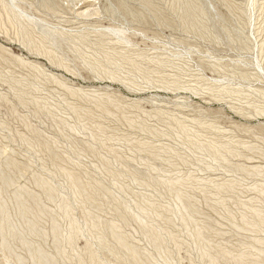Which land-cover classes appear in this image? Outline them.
Masks as SVG:
<instances>
[{
	"label": "rangeland",
	"instance_id": "obj_1",
	"mask_svg": "<svg viewBox=\"0 0 264 264\" xmlns=\"http://www.w3.org/2000/svg\"><path fill=\"white\" fill-rule=\"evenodd\" d=\"M48 1L0 0V264H264V0Z\"/></svg>",
	"mask_w": 264,
	"mask_h": 264
},
{
	"label": "bare ground",
	"instance_id": "obj_2",
	"mask_svg": "<svg viewBox=\"0 0 264 264\" xmlns=\"http://www.w3.org/2000/svg\"><path fill=\"white\" fill-rule=\"evenodd\" d=\"M43 1H46V0H43ZM48 2H50V0L48 1ZM50 3H48V5H49ZM44 5H46V6H48L47 4H45L44 3ZM117 6V5H116ZM143 6V5H142ZM114 7V6H113ZM145 8H146V6H145ZM47 9V8H46ZM115 9H116V7H115ZM196 10L198 9V8H195ZM49 10H50V8H49ZM51 10H52V8H51ZM110 10V9H109ZM194 10V8H193V6H191V5H187L186 6V15L187 16H190V14H191V12ZM117 12H119L118 10H117ZM150 12V11H149ZM135 17V16H134ZM140 17H141V15H140ZM137 20V19H136ZM192 20V19H191ZM197 21V20H196ZM254 166V165H253ZM7 180V179H6ZM79 186V185H78ZM81 186V185H80ZM3 187V186H2ZM82 188V187H81ZM83 191H84V189H83ZM82 192V191H81ZM81 194V193H80ZM50 195V194H49ZM48 195V196H49ZM19 200V199H18ZM21 200V199H20ZM21 202V201H20ZM22 204V203H21ZM16 205H18V204H16ZM2 208V207H1ZM22 208V207H21ZM18 209V208H17ZM21 215V214H20ZM8 217H6V219H7ZM11 225V224H10ZM34 226V225H33ZM55 226V225H54ZM10 228V227H9ZM32 229V228H31ZM54 229V228H53ZM58 229V228H57ZM36 231V230H35ZM12 232V231H11ZM15 233H16V231H14ZM10 233V232H9ZM59 235V234H58ZM15 238V237H14ZM7 245H8V243H7ZM46 253H43V252H41L40 250L39 251H37L36 253H35V256H36V258H37V264H55L54 263V261L51 259V258H49V256L47 257L46 255H45ZM51 257V256H50ZM57 264V263H56Z\"/></svg>",
	"mask_w": 264,
	"mask_h": 264
}]
</instances>
